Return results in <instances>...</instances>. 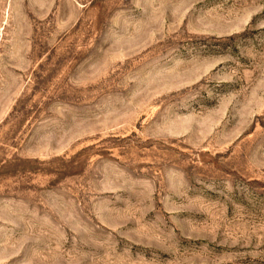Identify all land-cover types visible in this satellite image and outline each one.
<instances>
[{"label": "rangeland", "instance_id": "1", "mask_svg": "<svg viewBox=\"0 0 264 264\" xmlns=\"http://www.w3.org/2000/svg\"><path fill=\"white\" fill-rule=\"evenodd\" d=\"M0 264H264V0H0Z\"/></svg>", "mask_w": 264, "mask_h": 264}]
</instances>
